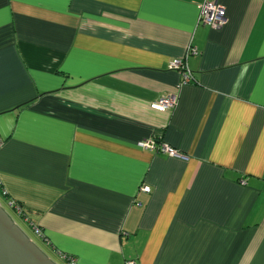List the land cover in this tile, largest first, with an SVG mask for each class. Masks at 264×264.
Returning a JSON list of instances; mask_svg holds the SVG:
<instances>
[{
    "label": "crops",
    "instance_id": "crops-1",
    "mask_svg": "<svg viewBox=\"0 0 264 264\" xmlns=\"http://www.w3.org/2000/svg\"><path fill=\"white\" fill-rule=\"evenodd\" d=\"M202 2L0 0V194L59 263L264 264V0Z\"/></svg>",
    "mask_w": 264,
    "mask_h": 264
},
{
    "label": "built area",
    "instance_id": "built-area-1",
    "mask_svg": "<svg viewBox=\"0 0 264 264\" xmlns=\"http://www.w3.org/2000/svg\"><path fill=\"white\" fill-rule=\"evenodd\" d=\"M200 14L198 23L201 25L209 26L213 29H221L227 24V12L225 7L221 4L220 0H203V2L199 5ZM198 50L196 48H190L189 53L185 58L176 59L171 62L170 69L176 70L181 75V84L186 85L195 81L194 75L192 71L189 69L187 64V58L189 54H197ZM177 105V98L173 96H166L162 98V100L153 106L154 109L163 111L168 109H173ZM3 145V140L0 138V147ZM140 148L147 150L149 152L157 153V154H166L174 157L184 158V156L177 151L176 149L170 147L168 144L161 142L156 138H151L139 143ZM243 185H246V181L242 182ZM141 192L150 194L151 188L148 186L141 187ZM11 209L18 214L19 217L23 214L22 208L13 200L9 201ZM25 222H28V218L25 217L23 219ZM34 233L40 237L45 239L44 234L41 230L32 224ZM62 259L67 264H80L77 259L72 256L60 254ZM125 264H139L138 261L130 259L127 260Z\"/></svg>",
    "mask_w": 264,
    "mask_h": 264
},
{
    "label": "water",
    "instance_id": "water-1",
    "mask_svg": "<svg viewBox=\"0 0 264 264\" xmlns=\"http://www.w3.org/2000/svg\"><path fill=\"white\" fill-rule=\"evenodd\" d=\"M0 264H57L32 241L1 204Z\"/></svg>",
    "mask_w": 264,
    "mask_h": 264
},
{
    "label": "rangeland",
    "instance_id": "rangeland-1",
    "mask_svg": "<svg viewBox=\"0 0 264 264\" xmlns=\"http://www.w3.org/2000/svg\"><path fill=\"white\" fill-rule=\"evenodd\" d=\"M0 204L2 205V207L5 209V211L14 219V221L19 225V227H21V229H23V231L32 239V241L46 254L48 255L55 263L57 264H61L58 261H56L54 258H52L50 256V254L48 253V251L46 250V248L42 245V243L40 242L38 236L32 232L29 227L25 224L24 220H22L21 217L18 216V214H16L13 209L10 208V206L8 205V203L5 201V199H3L2 195L0 194Z\"/></svg>",
    "mask_w": 264,
    "mask_h": 264
},
{
    "label": "trees",
    "instance_id": "trees-1",
    "mask_svg": "<svg viewBox=\"0 0 264 264\" xmlns=\"http://www.w3.org/2000/svg\"><path fill=\"white\" fill-rule=\"evenodd\" d=\"M17 203V202H16ZM18 204V203H17ZM21 208H22V210H23V214L21 215V218H22V220L25 218V217H27L26 216V212L24 211V209H23V206L22 205H20V204H18Z\"/></svg>",
    "mask_w": 264,
    "mask_h": 264
}]
</instances>
